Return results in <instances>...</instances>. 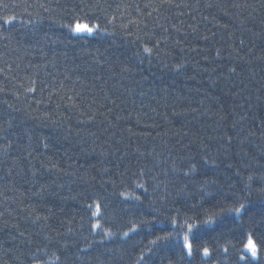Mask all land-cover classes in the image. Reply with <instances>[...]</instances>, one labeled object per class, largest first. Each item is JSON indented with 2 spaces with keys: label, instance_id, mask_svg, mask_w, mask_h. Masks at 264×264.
Listing matches in <instances>:
<instances>
[{
  "label": "trees",
  "instance_id": "1",
  "mask_svg": "<svg viewBox=\"0 0 264 264\" xmlns=\"http://www.w3.org/2000/svg\"><path fill=\"white\" fill-rule=\"evenodd\" d=\"M0 264H264V0H0Z\"/></svg>",
  "mask_w": 264,
  "mask_h": 264
},
{
  "label": "rangeland",
  "instance_id": "2",
  "mask_svg": "<svg viewBox=\"0 0 264 264\" xmlns=\"http://www.w3.org/2000/svg\"><path fill=\"white\" fill-rule=\"evenodd\" d=\"M244 252L255 259L258 258L259 256L258 249L252 238L248 239L247 244L244 248Z\"/></svg>",
  "mask_w": 264,
  "mask_h": 264
}]
</instances>
